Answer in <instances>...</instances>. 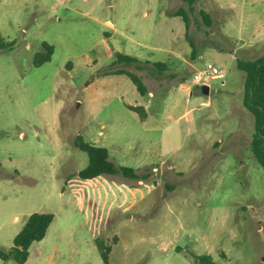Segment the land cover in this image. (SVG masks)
<instances>
[{
    "label": "rangeland",
    "instance_id": "obj_1",
    "mask_svg": "<svg viewBox=\"0 0 264 264\" xmlns=\"http://www.w3.org/2000/svg\"><path fill=\"white\" fill-rule=\"evenodd\" d=\"M182 6L188 27L174 14ZM206 8L209 0L194 10L183 0H0V32L15 41L0 50V249L41 211L54 219L24 264H198L202 254L264 262V169L251 149L246 74L211 45L234 41L219 32L223 12L204 24ZM44 41L54 52L36 66ZM251 42L236 57L264 54V36ZM117 52L146 65L113 67L141 75L146 95L127 75L106 74ZM155 62L167 64L160 75ZM207 62L225 73L208 94L187 69ZM78 134L140 177H79L89 156ZM98 240L112 247L108 263Z\"/></svg>",
    "mask_w": 264,
    "mask_h": 264
},
{
    "label": "trees",
    "instance_id": "obj_2",
    "mask_svg": "<svg viewBox=\"0 0 264 264\" xmlns=\"http://www.w3.org/2000/svg\"><path fill=\"white\" fill-rule=\"evenodd\" d=\"M183 1L188 4L190 10H194V4L197 0ZM174 14L177 16H182L188 27V9L182 6L174 11ZM200 15L206 26H214L216 17L211 12L201 9ZM225 39L227 41H231V38L226 37ZM191 43L194 47L192 56L195 58V43L193 40H191ZM211 43V45L215 48L217 47L218 49H224V46L217 44L215 41H212ZM14 44V40H7L0 32V50L12 49ZM42 46L43 51H39L35 55L34 65L36 66L50 61L54 52V46L50 43L44 41ZM236 60L237 67L246 74L243 104L253 115L255 121V130L252 136L251 149L253 155L264 169V54L255 58L237 57ZM132 63H135L139 68L146 66L135 56L117 52L116 59L112 64H110L111 69L106 71V74L127 75L135 84L137 91L141 95H146L148 92V87L144 83L143 77L141 75L124 67L113 68L115 65H131ZM153 65L159 75L167 69V64L165 62H155ZM128 107L133 111L139 112L142 118L147 116V111L143 106L129 105ZM74 144L80 150L85 151L89 156L88 164L78 172L79 177L83 179H92L104 173L115 174L117 172H120L127 178L140 177L136 169L133 167L117 165L113 160H111L108 148L87 141L81 134L76 136ZM53 219L54 214L50 212L37 211L31 213L22 229L14 237L13 245L10 247V249H0V258L5 261L13 260L17 264H24L29 258L31 245L36 241H41L46 236L48 228ZM97 247L101 252L104 262L108 263L112 247L110 245H106L102 240H98ZM195 259L198 264H216L215 260L210 254L196 255ZM260 264H264V262Z\"/></svg>",
    "mask_w": 264,
    "mask_h": 264
},
{
    "label": "crops",
    "instance_id": "obj_3",
    "mask_svg": "<svg viewBox=\"0 0 264 264\" xmlns=\"http://www.w3.org/2000/svg\"><path fill=\"white\" fill-rule=\"evenodd\" d=\"M209 3L212 9L209 12L212 14L215 10L223 12L220 22H218L219 18L213 14L217 18H215L214 26L218 22L219 32L225 38L228 37L234 41L233 45L218 49L220 56L226 54L237 59L238 51H242L245 46L255 44L251 40H258L264 36V0H209ZM106 23L113 26L110 21ZM187 68L197 67L193 63H188Z\"/></svg>",
    "mask_w": 264,
    "mask_h": 264
},
{
    "label": "built area",
    "instance_id": "obj_4",
    "mask_svg": "<svg viewBox=\"0 0 264 264\" xmlns=\"http://www.w3.org/2000/svg\"><path fill=\"white\" fill-rule=\"evenodd\" d=\"M192 77L195 83L208 85V82L212 79H223L225 73L219 65L214 62H207L205 65L195 68L192 72ZM222 83L224 84L225 82L223 81Z\"/></svg>",
    "mask_w": 264,
    "mask_h": 264
},
{
    "label": "water",
    "instance_id": "obj_5",
    "mask_svg": "<svg viewBox=\"0 0 264 264\" xmlns=\"http://www.w3.org/2000/svg\"><path fill=\"white\" fill-rule=\"evenodd\" d=\"M194 69L189 68V71L192 73L194 71ZM202 89H203L204 93L208 94L209 93L210 86L207 85V84H203L202 85Z\"/></svg>",
    "mask_w": 264,
    "mask_h": 264
}]
</instances>
